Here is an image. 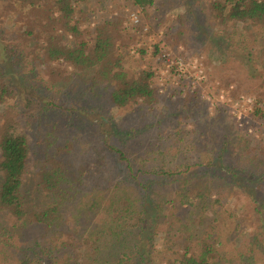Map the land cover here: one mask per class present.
<instances>
[{
    "label": "trees",
    "instance_id": "trees-1",
    "mask_svg": "<svg viewBox=\"0 0 264 264\" xmlns=\"http://www.w3.org/2000/svg\"><path fill=\"white\" fill-rule=\"evenodd\" d=\"M130 1L152 14L159 0ZM85 2L0 0L7 16L2 20L6 27H0V264H162L154 254L155 229L162 223L165 235L174 238L165 264H256L255 251L264 256V188L254 180L264 176V154L251 140L264 132V104L248 114L252 133L233 126L231 117L206 116L210 119L202 130L194 123L191 140L183 145L178 144L183 137L160 140L159 149L148 145L144 153L151 157L140 160L131 158L127 141L123 147L111 142L102 117L81 120V114L80 128L93 133L68 135L62 126L67 127L76 109L57 104L50 92L41 98L19 92L22 108L36 110L32 115L23 117L18 104L10 105L17 95L15 81L25 82L14 67L28 58L37 61L52 84L73 75L94 96L102 86L117 108L156 101L155 69L129 76L105 26L95 27L92 48L70 40L81 34L77 14ZM209 8L224 32L231 23L233 34L238 26L264 33V0H210ZM17 18L23 24L17 25ZM167 35L151 51L163 55L162 60L169 48ZM260 38L264 43V34ZM233 46L227 44L228 55L254 74L250 55L239 52L247 49L245 44ZM57 61L64 68L52 65ZM67 66L79 75L67 73ZM29 87L38 92L36 85L29 82ZM6 102L9 106L3 107ZM100 109L87 105L78 110L87 115ZM105 165L110 167L97 175L92 169ZM244 173L251 178H243ZM231 198L240 199L241 207L232 206ZM225 209L233 218L229 230L220 224ZM246 225L254 229L247 233L248 247L242 248L236 241ZM228 242L236 245L231 257L219 250Z\"/></svg>",
    "mask_w": 264,
    "mask_h": 264
},
{
    "label": "rangeland",
    "instance_id": "rangeland-1",
    "mask_svg": "<svg viewBox=\"0 0 264 264\" xmlns=\"http://www.w3.org/2000/svg\"><path fill=\"white\" fill-rule=\"evenodd\" d=\"M209 2L210 0H159L152 14L144 13L134 7L130 0H87L80 5L82 12L77 15L80 19L81 34L78 37H71L70 40L83 42L92 48L95 27L105 26L113 33L115 51L122 55L123 70L129 76H135L145 69H155L153 85L156 88V101L154 103L145 104L138 101L126 109L117 108L111 104L108 90H104L102 86L96 89L97 93L94 96L89 91L85 93L86 86L78 79L73 80V75L63 79L62 83L58 81L52 84L49 78H45L43 68L37 66V61L28 58L29 60H22L19 68L14 67L17 74L18 71L24 74L21 76H25V82L15 81L17 84L13 86L17 95L10 101V105L18 104L16 108L23 117L27 114L32 115L36 110L22 108L25 102L19 92L24 91L28 94L30 92L40 98L47 97L50 92L57 104L74 106L76 109L71 117L68 115L70 122L68 121L67 127L62 126V130L68 132V135L84 138L89 133H93L90 131L84 134L85 131L79 125L80 116L83 115L81 120H98L102 117L108 122L107 131L112 132L111 142L122 147L127 144L126 150H129L132 154L131 158L136 160H140L141 156L150 158L151 155H145L147 146L157 150L162 141L169 140L168 137L172 139L183 137L185 141L178 144H185L193 137L190 130L194 123H198L197 130H202L203 124L210 119L206 116L223 117V120L224 117L229 119L231 117L233 126L252 133L248 114L256 105L264 104V43L260 38L264 33L260 34L252 27L245 29L243 26H238V31L233 34L234 28L231 23L224 32L211 13ZM2 14L0 9V27H6L2 20L7 16ZM8 23H11V19ZM20 24L23 23L17 18V25ZM249 30L254 32L252 36L248 34ZM164 33H168L166 38L169 40V48L165 60H162L163 55L161 58L153 56L151 51L153 43H156ZM229 34L232 38L227 40ZM181 41H184L185 45L181 44ZM239 42L244 43L247 48L239 52L244 56L250 55L254 74L252 70L247 71V66H244L240 60L226 52L228 43L238 47L236 44ZM1 46L2 44L0 49ZM141 48H147L148 52L142 54ZM230 54L232 55V52ZM26 56L34 57L29 53ZM52 65L64 68L62 61L52 62ZM67 69V73L75 72L74 75H79V71H74L68 66ZM172 69L173 71L177 69V72L174 73ZM16 77L18 78L17 75ZM29 82L38 87V92L33 93ZM7 103L9 102L3 107L9 106ZM87 105L92 107L95 105L101 109L87 112V115L79 112L78 109ZM31 107H34V104ZM64 118L65 116L62 117ZM47 119L51 121L53 116L50 115ZM116 126L122 127V130L118 131L115 128L114 131L113 128ZM132 128L135 131L128 136ZM190 135V138H186ZM260 138L263 140L259 141ZM124 140L127 143L124 144ZM251 141L259 147L260 155L264 154V132L259 133V137L256 136ZM165 147L166 145L162 148ZM256 152L253 149L252 155H256ZM104 153L108 154L107 151ZM159 153H163V150L160 149ZM154 156L159 154L156 153ZM102 166L92 167L96 175L107 170V166L110 167L105 165L102 168ZM242 177L248 180L251 178L246 173ZM240 179L239 181H243L242 178ZM254 181L264 188V176ZM230 202L232 206L236 205L234 207H241L242 201L238 198H231ZM229 211L225 209L221 212L223 218L220 224L227 230L231 227L233 219ZM253 229V226H244L238 233L236 245L242 248L248 247L247 233H251ZM165 230L163 223L155 229L157 241L154 254L163 262L162 264H165L166 261L163 259L170 254L171 240L174 239L168 238ZM236 245L234 242L224 243L219 245V250L231 257L236 254ZM255 257L256 264H264L262 254L255 251Z\"/></svg>",
    "mask_w": 264,
    "mask_h": 264
}]
</instances>
